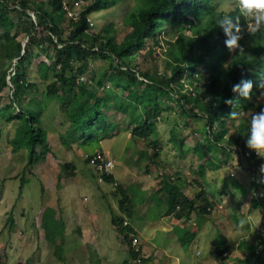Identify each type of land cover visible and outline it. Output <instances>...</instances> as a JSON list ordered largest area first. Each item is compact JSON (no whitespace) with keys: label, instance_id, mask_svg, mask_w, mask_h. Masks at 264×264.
<instances>
[{"label":"trees","instance_id":"1","mask_svg":"<svg viewBox=\"0 0 264 264\" xmlns=\"http://www.w3.org/2000/svg\"><path fill=\"white\" fill-rule=\"evenodd\" d=\"M63 1L0 0V121L19 125V119L27 114L21 112L22 103H30L24 98L40 86L41 101L36 103L40 111L52 100L56 101L60 109L66 111L71 131L76 130L73 117L80 113L84 115L77 139L86 135L85 129L91 127V110L97 118H101V112L104 113L103 123L108 120L107 113L113 112V115L119 114L125 119L130 138L148 143L153 137L156 146L153 157L158 159L160 149L155 139L157 121L164 111L171 109L173 103L183 120L187 119L184 125L188 126L192 121L203 124L204 141L227 151L223 144L225 140L228 145L229 142L237 143L240 155L248 162L245 172L252 176L254 190L264 189V184L257 183L254 177L257 167L264 160L246 147L250 128L247 122L240 120L237 124L236 138L225 139L228 133L225 122L234 123L229 118L232 111L252 109L255 113L264 108V103L253 107L252 100L258 78L264 75V37L249 36L242 18L241 26L245 29L239 41L242 49L229 53L223 30L215 24L219 15L238 14L231 9H222L226 0H134L133 7L124 18L128 31L119 40L112 24L94 27L91 14L106 11L123 0H84L86 3L76 21L67 17ZM69 1L67 4L72 6L74 0ZM20 29L25 33L17 39L16 33L12 32ZM163 33L169 40L161 39ZM148 41L153 45L161 42L164 48L161 73L143 72L138 67L139 53L146 49ZM39 49L43 51L44 59H41ZM152 51L148 47L147 54ZM35 60L38 63L31 69ZM95 61L107 64L97 77L91 71V64ZM80 77H84L85 81L80 82ZM241 80L253 82L250 99L245 100L232 92V86ZM3 91L6 92L5 100L2 99ZM228 100L232 103H226ZM26 121L32 130L24 146L28 156L25 169H32L47 160L51 149L38 117L29 116ZM176 132L174 126L170 130L173 142L178 141ZM61 141L65 144L63 139ZM88 155L91 154L85 155V161L89 164ZM201 158L197 156L196 172L202 179L205 167L200 164ZM64 173L72 176L74 166L71 163L60 165L56 188ZM164 180L165 186L157 194L164 193L166 215L174 212L177 218H185L190 214L188 212L195 213L196 217L209 215L219 205L218 200L206 197L204 185L188 199L180 191L187 184L179 174ZM103 182L112 184L113 176L104 177ZM113 188L115 195H120L121 212L130 216V209L127 208L129 195L118 185ZM253 206L257 207V204L253 203ZM40 216L38 228L43 231L44 240L51 245H55L57 239L62 242V230L53 235L55 231L52 234L49 228V223L62 227L61 220L48 209ZM111 221L118 235L126 238L124 234L130 229L121 226L122 219L113 217ZM189 235L192 238L195 236L192 232ZM221 241L217 240L213 248L217 257L224 258L229 248L227 242L222 245ZM125 245L136 264L149 262V257L141 250L133 252L128 244ZM50 248L51 255L56 257ZM246 252L244 258L235 264H264L263 243L250 251L247 248ZM19 262L31 264L29 260ZM0 264L6 263L0 261Z\"/></svg>","mask_w":264,"mask_h":264},{"label":"rangeland","instance_id":"2","mask_svg":"<svg viewBox=\"0 0 264 264\" xmlns=\"http://www.w3.org/2000/svg\"><path fill=\"white\" fill-rule=\"evenodd\" d=\"M65 1L70 3L69 0ZM133 3L134 0H123L106 11L92 13L91 19L96 25L94 27L98 28L110 23L116 29L117 39H121L128 31L124 18L128 10L133 7ZM222 9L229 8L222 6ZM12 33H16L15 36L20 39L25 30H15ZM164 33L161 39L169 40ZM148 47L153 50L151 54H147ZM163 51L161 42L153 45L151 41H148L146 49L142 50L138 56L140 71L161 73ZM39 54L41 59H44V53L40 49ZM143 57L145 58L142 59ZM37 63L35 60L31 69H34ZM106 65L101 61H95L91 64V71L97 77L106 69ZM41 89L38 86L34 93L24 98V101L30 103H22L21 112L27 114L19 119V125L12 126L9 122L0 121V227L10 218L14 222L7 224L11 230L15 226L19 230L26 231V225L46 209L53 212L55 217L61 220V224L63 223L62 227L52 226L49 223L52 234L55 231L53 235L62 230L63 240L59 242L60 240L57 239L55 245L44 240L43 231L41 228H36L33 238L38 251L31 257L32 264L35 262H40L39 264H122L123 262L136 264L126 249L127 245L125 246L124 242L120 243L121 240L116 241L119 235L111 225L114 216L127 219L130 226L137 231L145 249L152 255L149 256V262L144 264H235L244 258L247 248L250 251L258 247L260 242L264 244V197L259 198L258 195V191L262 188L254 190L252 176L245 172L249 166L248 162L240 155L241 151L237 143L229 142L228 145V143L225 144V140L223 144L227 147V151L204 141L203 124L192 121L190 125H184L183 122L187 119L183 120L173 103L170 105L171 109L164 111L160 120L157 121L155 139L161 143L158 144L161 150L158 159L153 157L156 152L153 137L148 143L130 138V130L126 127L125 119L119 114L113 115V112L107 113L108 120L106 119V123H103L104 113L101 112L103 115L97 118V114L91 110L89 112L91 127L89 130L85 129L86 135L77 139L76 137L80 136L79 127L84 121V115L80 113L73 117L72 121L76 130L71 131V122L66 111L60 109L59 103L52 100L42 108L43 111L37 108V101H41ZM5 93V91L2 92L3 100H5ZM252 100H254L253 107L264 103V97L260 96L258 87L253 92ZM100 111H102L101 108ZM239 113L241 114L239 120H234L232 124L229 121L225 122L228 131L225 139L236 138L235 127L240 120H245L250 127L251 116L254 114L252 109H243ZM33 115L41 121L51 154L42 165L25 169L28 156L24 146L27 145L32 130L26 120ZM174 126L178 141L171 142L170 130ZM71 136L76 140L69 139ZM61 139L65 141V144ZM97 139L101 140L100 143L95 141ZM197 143L200 144V149L196 147ZM99 148H102L101 150L114 160L112 174L119 182L127 185V182L131 180L127 176L128 172L135 173L137 179H148L144 180L146 191L141 192L135 187L128 189L133 205L129 217L125 213L118 212L119 197L115 195L113 186L105 182L99 183L96 172L85 161V155L92 154ZM183 149L184 156L181 155ZM197 156L202 157L200 164L205 167L202 179L194 168L197 164ZM63 163H71L75 171L72 176L68 173L61 174L59 187L56 188L57 175L60 174V165ZM259 169L254 175L255 178L259 177ZM177 170L185 176L187 187L184 186L183 191L187 197L192 198L204 185L206 197H213L211 199L218 200L219 204L212 210V214L198 216L193 227L182 231L179 235L168 230L169 221L162 215L166 210L165 204H157V198L163 200L164 193L157 194L156 191L154 193V189L163 184L162 179L175 177L179 174L175 172ZM152 193L154 194L150 195ZM143 199L145 207L155 206L142 216L139 204ZM253 203H256L257 207L253 206ZM77 213L86 217L95 216L99 226L103 227L113 240L112 238L104 239L107 246L102 244L100 246L104 248L99 250L93 243H89L88 239H80L74 232ZM188 213L191 217L186 223L187 226L195 217V213ZM242 221L244 223L241 226ZM7 225L3 226L5 232H7ZM91 227L92 223H90ZM163 227L168 231H162ZM193 229L195 236L192 238L189 233ZM11 234L10 240L17 247L16 231ZM18 235H21V232H18ZM86 235L95 239L90 232ZM175 236L181 239L179 243ZM3 237L0 235L1 245ZM219 239L222 240V245L227 242L229 248L228 255L224 258L217 257L215 250L212 253L213 244ZM113 243L117 249L109 248L113 246ZM50 247L54 250L56 257L51 255ZM37 254L40 256L37 257ZM16 257V254L12 255L8 252L5 259L8 264H13Z\"/></svg>","mask_w":264,"mask_h":264},{"label":"crops","instance_id":"3","mask_svg":"<svg viewBox=\"0 0 264 264\" xmlns=\"http://www.w3.org/2000/svg\"><path fill=\"white\" fill-rule=\"evenodd\" d=\"M11 17H13V15H11ZM171 138V137H170ZM95 141H98L99 143H100V139H97V140H95ZM170 141L172 142V140L170 139ZM80 143V142H79ZM98 143V144H99ZM177 143V142H176ZM157 144H161L159 141H157ZM173 144V143H172ZM197 144H199V143H197ZM81 145H83L82 143H81ZM197 146H200V144L199 145H197ZM100 149H102V148H99V149H96L95 151H97V150H100ZM80 153H81V151H79ZM160 152H161V150H160ZM91 154V153H90ZM181 155H185V151H184V149L181 151ZM46 162V161H45ZM43 163H41V164H39V165H42ZM194 168H196V166L194 167ZM182 171H183V169H181ZM75 171V170H74ZM176 173H179V175L183 178V180L184 181H186V179H185V176L184 175H182L180 172H178V170L177 171H175ZM184 174V173H183ZM186 174V173H185ZM127 176L131 179V180H129L128 182H127V185L126 184H123V182H119L118 180H116L115 179V177H113V180H114V182H116L117 183V185L118 186H120L123 190H124V192L126 193V194H128V189H130V188H133V187H135V188H137L139 191H141V192H144V191H146L147 189L145 188V181H147L148 179L147 178H143V179H137V175H135V173L134 174H132V173H130V172H128L127 173ZM145 180V181H144ZM183 180L181 181L182 183H184L183 182ZM163 181V180H162ZM164 182V181H163ZM145 184V185H144ZM43 186V185H42ZM162 186H165V184L163 183V184H161V185H159L158 187H156L155 189H154V193H155V191H156V193H158V192H160L159 190H161V188H162ZM187 186H185V188H186ZM184 185L181 187V189H180V191H181V193L186 197V198H188V199H191V197H187L186 195H185V192L183 191L184 189ZM44 189V188H43ZM115 189V188H114ZM116 191V190H115ZM113 193V192H112ZM154 193H152V194H150V195H153ZM129 195V194H128ZM119 198H120V195H119ZM129 198H130V203L128 204V206H127V208H129L130 209V213H131V211L133 210V205H132V198L130 197V195H129ZM157 198V197H156ZM156 200V199H155ZM164 200H165V197H164V199L163 200H161L159 197L157 198V204H159V203H164ZM165 204V203H164ZM139 206H141V210H140V214H141V211H142V216L144 215V214H147L148 213V211L150 210V208L152 209V208H154V206L155 205H152L150 208H148V207H145L144 206V199L142 200V202H141V204H139ZM166 206V205H165ZM132 207V208H131ZM166 211V210H165ZM165 211H164V213L162 214L163 216H164V218H166V220H168L169 221V231L171 232H174L175 233V235H179V233H181L182 231H184V230H187V229H190L191 227H193V225L195 224V222H196V220H197V217L195 216L194 217V219L192 220V222L187 226V224L186 223H188V221H190V217H191V215H188V216H186L185 218H183V217H181V218H177L176 217V213L174 212V213H171V214H168V215H166V213H165ZM118 212L121 214V213H123V212H121V208L119 207V199H118ZM42 213V212H41ZM125 213V212H124ZM125 215H127L126 213H125ZM58 216V215H57ZM123 216V215H122ZM40 215L39 216H37V217H35L34 218V220L33 221H31L30 223H28V225H26V227H27V229H26V231H27V233H26V231L25 230H19L18 228H16L15 226L12 228V230H11V227H9L7 224L10 222V223H14L13 221H12V219L10 220V218H8L7 220H6V223L5 224H3V226H6L7 225V232H5L4 231V229H3V226L2 227H0V235L1 236H4L3 237V242H2V245L0 244V261H5V263L6 264H8L7 263V259H5V257L7 258V255H8V252H10V253H12V255H17V257L15 258V261H14V263L13 264H16L17 262H19V261H30L31 262V264H32V258L31 257H33L34 256V253H37V249L35 248V243H34V238H33V236H34V234H35V230H36V228H38V223H39V221H40ZM88 217H90V218H88ZM88 217H86L85 215H83V214H81V213H77V216H76V226H75V228H74V232H76L77 233V235H78V237L80 238V239H88V242L89 243H93V245L96 247V248H98L99 250H102L103 248H104V246H100V245H102V244H104L105 246H107L106 245V243H105V240L104 239H106V238H108V239H110V238H112V240H113V237L102 227L101 228V226H99V223L97 222V219L95 218V216L93 217V216H89L88 215ZM114 217H117V216H114ZM129 217V216H128ZM7 218V217H6ZM93 218V219H92ZM119 218V217H118ZM120 218H123V217H120ZM58 219V218H57ZM90 223H92V227L90 228ZM129 223V222H128ZM111 225H112V227L115 229V226L112 224V221H111ZM129 226H130V224H129ZM131 227V226H130ZM175 227H177V229H175ZM132 228V227H131ZM133 229V228H132ZM116 230V229H115ZM134 230V229H133ZM165 227H163L162 228V231H164V232H166V231H168ZM16 231V234H17V238H16V244H17V247L16 246H14L13 244H12V242H11V240H10V238H11V233L12 232H15ZM135 231V230H134ZM18 232H21V235H18ZM91 233V234H93L94 235V237H95V239H93L90 235H86V233ZM117 232V231H116ZM136 233H137V231H135ZM191 232L192 233H194V229L193 230H191ZM137 235H138V233H137ZM139 236V235H138ZM119 238H120V236H119ZM118 238V240L116 239V241L117 242H119L120 240H121V238L119 239ZM175 239L177 240V242L179 243V236H175ZM139 241H140V249H141V252L146 256V257H149V256H152L151 254H150V252L149 251H147L146 249H145V247H144V245H143V243H142V241H141V238H140V236H139ZM122 241H120V243H121ZM14 246V249L12 248ZM126 246V245H125ZM28 247H30L29 248V250H27L28 249ZM109 248H115V249H117L116 248V245L113 243V246L112 247H109ZM34 249V250H33ZM126 249H127V251L129 252V250H128V248L126 247ZM213 250H214V248L212 249V253H213ZM211 253V254H212ZM38 256H40V255H38L37 254V257ZM1 258H4V259H1ZM40 263V262H39ZM38 262H35V263H33V264H39ZM124 263V262H123ZM122 263V264H123Z\"/></svg>","mask_w":264,"mask_h":264},{"label":"clouds","instance_id":"4","mask_svg":"<svg viewBox=\"0 0 264 264\" xmlns=\"http://www.w3.org/2000/svg\"><path fill=\"white\" fill-rule=\"evenodd\" d=\"M224 6L238 13L235 16L225 14L215 18L216 26L223 30L226 37L225 46L229 53L242 49L239 44V41L243 38L242 33L245 31L241 26L242 18L249 36L256 37L259 35L264 37V0H226ZM257 87L260 96L264 97V75L259 76ZM252 90L253 82L251 80H241L232 86V92L245 100L251 98ZM226 103L231 104L232 101L228 100ZM240 117L241 114L237 111H232L229 115L232 120H239ZM246 147L254 152L258 158L264 160V108H261L259 112H255L251 116ZM255 179L257 183L264 184V164H261L259 177ZM243 223L242 221L241 226Z\"/></svg>","mask_w":264,"mask_h":264},{"label":"built area","instance_id":"5","mask_svg":"<svg viewBox=\"0 0 264 264\" xmlns=\"http://www.w3.org/2000/svg\"><path fill=\"white\" fill-rule=\"evenodd\" d=\"M86 2L84 0H74L72 6H69L67 2L64 0L62 2V7L66 12L67 17H69L71 20L76 21L77 17L81 11V8ZM90 21V19H88ZM79 81H85L84 77H80ZM248 155V153L246 152ZM89 164L93 167L94 171L97 174V180L99 183H103L104 177L107 176H113L112 170L115 166V162L113 159H111L108 154L103 151V150H97L93 152L91 155L87 156ZM264 164V163H263ZM261 166V165H260ZM260 167H257V170ZM113 187L117 186L116 182H113L111 184ZM259 198L264 197V189L258 191ZM177 209V208H176ZM121 226L126 229H130L129 231L127 230L125 232V237L120 236L121 241L128 244L129 248L133 252H138L140 251V241H139V236L137 233L129 226L128 221L123 218L121 221ZM139 260V259H138ZM17 264H23L21 262H18Z\"/></svg>","mask_w":264,"mask_h":264}]
</instances>
